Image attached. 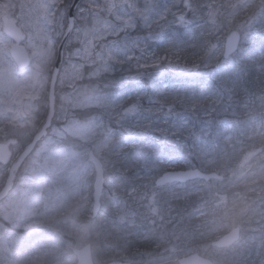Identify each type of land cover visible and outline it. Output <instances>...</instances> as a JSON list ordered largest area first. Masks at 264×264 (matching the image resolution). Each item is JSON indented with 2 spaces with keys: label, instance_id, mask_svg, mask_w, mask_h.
Here are the masks:
<instances>
[{
  "label": "rangeland",
  "instance_id": "374dc122",
  "mask_svg": "<svg viewBox=\"0 0 264 264\" xmlns=\"http://www.w3.org/2000/svg\"><path fill=\"white\" fill-rule=\"evenodd\" d=\"M186 1H189L188 6ZM69 2L0 0V139L13 134L34 133L41 124L37 116L38 101L48 93L56 59L57 44L54 42L59 41L66 29ZM76 14L77 27L68 43L70 48H67L59 78L56 124L25 164H31L38 186L47 185V214L40 223L25 226L23 219H18L16 229H0V264L5 261V252L22 233L40 235L39 244L34 247L35 257L43 258L49 264H59L53 259L54 249L49 242L52 235H74L72 246H82L93 239L95 229L99 232V222L90 219L91 185L95 175L87 153L94 149L103 158L110 156L124 132L97 116L81 118L76 109L106 108L130 133L141 123L157 129H172L168 120L162 121V110L157 105L166 99H178L188 106L208 105L229 113L238 108L250 111L256 107L264 112V0H84ZM179 15L186 17L183 27ZM5 16L15 20L26 33L22 44L32 59L26 69L19 70L11 56L14 40L4 31ZM180 28L185 33H181ZM234 29L242 33L240 51L224 61V38ZM214 34L216 38L212 41L210 37ZM252 44L253 62L247 73L259 86L248 88L244 78L234 79L236 73L231 68ZM166 73L180 77L177 78L178 87L170 89L171 84L165 85L166 81L162 80L164 87L156 100L152 99L154 103L149 109L140 101L141 97H136L140 87L123 88L133 83V75L153 87L155 79L169 78ZM107 74L117 78H102ZM96 77L102 80L93 84ZM122 78H128V81L119 82ZM185 80L192 92L184 96ZM180 88L182 95L178 94ZM68 121H73L71 133L65 132ZM181 121L183 129L168 131L185 132L189 121L185 118ZM249 129L248 134H242L235 143L238 150L241 142L249 141L238 158L240 163L235 165L238 169L235 178L245 177L246 181L243 180L241 185L248 189V199L238 210L244 238L230 250L206 252L222 264H264V208H259L264 207V127L258 123ZM69 135L77 138L79 147L69 148L65 143ZM215 160L211 154L209 161ZM177 164L183 167L185 163L165 161L157 168V173L176 168ZM4 169L0 168V171ZM181 187L178 185L175 190H183ZM249 200L257 202V207L246 210ZM85 218L88 220L83 223ZM107 230L108 239L115 243H108L107 250L98 248V261L114 264L116 254L126 258L127 245L118 242L115 230ZM61 243L64 249L66 241L60 240ZM255 245L258 246L255 253L258 257L252 260L255 255L249 256L245 252ZM167 258L174 259L171 255ZM164 259L152 258L148 264H162Z\"/></svg>",
  "mask_w": 264,
  "mask_h": 264
},
{
  "label": "trees",
  "instance_id": "16d2710c",
  "mask_svg": "<svg viewBox=\"0 0 264 264\" xmlns=\"http://www.w3.org/2000/svg\"><path fill=\"white\" fill-rule=\"evenodd\" d=\"M251 61L248 57L239 59L234 65L235 69L233 68L236 73L234 79L244 78L248 88L259 86V83L254 84L252 77L249 78L251 74L247 73ZM107 76L117 78L114 74ZM98 80L100 79H93L92 83ZM158 83L159 81L155 83V88L143 87L140 101L146 107L154 103L153 96L161 90ZM260 84L262 85L261 81ZM190 93L188 90L184 96ZM165 101L166 103L158 105L162 110L160 116L168 119L169 126L173 128L157 129L153 125L141 123L133 129L129 138L122 140L120 147L108 160L107 174L111 177V184L113 180L115 185L112 187L110 184V189H114L115 193L112 198H105L102 213L96 218L99 221V232L96 233L95 229V236L92 240L89 239L98 253V248L107 250L108 243H115L107 237L109 228L116 231L118 242L127 245L125 255L128 258L137 259V256L142 255L141 259L146 263L149 258L158 257L162 250L168 253L173 248L177 253L175 257H178L190 248L197 249L202 243L208 246L214 237L211 235V228L222 222L226 211L231 207L238 209L237 197L234 202L231 196L243 194L244 190L242 187H232L234 185L230 177L231 173H235L233 154L238 148L235 143L242 134H248L252 126L261 123L264 127L262 108H252L250 111L238 108L236 112L224 113L221 109L210 108L208 105L188 106L178 99ZM44 103L43 100L38 111L40 117L44 115ZM76 113L84 119L99 115L106 124L110 122L116 126V120L110 112L98 106L77 109ZM177 115L186 119L192 118L191 123L185 126V132L168 131L183 129L180 123H174V120H180ZM30 137L31 135L24 139L21 145ZM21 145L18 144L19 147H22ZM211 154H214L216 160L209 164V167L224 171L222 181H201L197 188L193 187V183H189L184 193L177 191L176 195L168 186L159 188L155 185L157 168L164 165L165 160H182L195 167L206 166ZM191 187L193 188L190 189ZM156 207L159 208V214H156L153 220L151 217L142 216L147 209ZM131 214L136 217L132 218ZM168 216L170 223L165 224L164 220ZM160 218L162 220H159ZM87 220L83 219V223ZM130 223H135L134 228L129 227ZM227 223V226L233 224L231 219ZM112 226L121 229L111 228ZM219 229L222 230V226ZM64 236L69 241L68 246L75 242L74 235L73 238L69 234ZM67 248L65 247V251L69 252L71 247L68 251ZM70 253L73 256V252Z\"/></svg>",
  "mask_w": 264,
  "mask_h": 264
},
{
  "label": "water",
  "instance_id": "95a60500",
  "mask_svg": "<svg viewBox=\"0 0 264 264\" xmlns=\"http://www.w3.org/2000/svg\"><path fill=\"white\" fill-rule=\"evenodd\" d=\"M82 0H72L71 7L69 9V21L67 30L65 31L63 38L61 42L59 43V52L57 56V62L54 67V72L52 75V82L50 86V94H49V102H50V108H49V114L44 120V124L39 128V130L34 134L33 140L28 143L27 147L24 149V151L18 156V158L14 161V164L16 165L15 174L17 175L18 170L21 168V165L25 162V159L29 157V155L35 150V147L37 146V143L42 140L48 133L49 128L51 127L52 120L55 117V106H56V83L57 78L60 72V67L64 60V51H65V44L71 37L73 29L75 28V21H76V10L80 6ZM182 18V17H181ZM5 30L7 33L10 34V36L15 39L17 42L11 47V52L17 61L19 67L23 68L29 65L30 59L27 52V49L23 45L20 44V41L25 39V34L23 33L21 27L17 25L16 22L11 21L10 19L5 20ZM226 42L225 47V55L229 56L230 54L235 52V49L238 47L239 41H240V34L237 31H234L228 38ZM13 141L9 142H0V161H7L9 162L11 160V150H10V143H13ZM91 156L93 158L94 163L96 164L97 169V177L94 183V215H96L101 206V198H102V191L104 189V181H105V174L103 169V164L101 161L96 157V155L91 151ZM13 173L10 171L9 175H12ZM222 175L217 172H205L201 170L200 168H186V169H176V170H166L165 173L160 175L156 183L160 186L166 185V183L170 182H181V183H187L188 180H198V179H204L209 181L211 178H221ZM240 227L232 228L231 231L227 232L226 234L222 235L221 238L214 241L213 243L222 247V246H231L235 241H237L240 238ZM74 251L77 254V258L79 260V264H95L93 261V250L91 243H88L82 248H74ZM184 262V264H211L213 260L199 255L198 253H191L188 256H185L181 258Z\"/></svg>",
  "mask_w": 264,
  "mask_h": 264
},
{
  "label": "clouds",
  "instance_id": "9594fccd",
  "mask_svg": "<svg viewBox=\"0 0 264 264\" xmlns=\"http://www.w3.org/2000/svg\"><path fill=\"white\" fill-rule=\"evenodd\" d=\"M61 99L63 101V97ZM72 124L73 121H68L65 124V132L71 133L73 131ZM76 141L77 138L74 135H69L65 143L69 145L70 149H75L79 147ZM46 143L47 141H45ZM73 154L79 155L78 153ZM7 163V161L3 162V164ZM2 167L3 165H0V168ZM15 169L16 165L13 164L10 170L0 171V219L3 221L5 231L9 230V226L13 230L16 229L18 219H23L25 226H28L30 223H40L42 217L47 214V197L45 195L48 191L47 185H37L31 172V164L26 165L24 171L18 175L15 174ZM8 171L13 174L6 175ZM37 192H39L38 195ZM17 245L20 247H17ZM172 252L175 255L176 249L173 248ZM3 264H49V262L34 256V245L30 240V236L25 234L18 236L12 248L5 252ZM67 264H79V260L68 253ZM162 264H184V262L180 258H165ZM211 264H222V262L216 260L212 261Z\"/></svg>",
  "mask_w": 264,
  "mask_h": 264
},
{
  "label": "bare ground",
  "instance_id": "6f19581e",
  "mask_svg": "<svg viewBox=\"0 0 264 264\" xmlns=\"http://www.w3.org/2000/svg\"><path fill=\"white\" fill-rule=\"evenodd\" d=\"M23 235H25V233L20 234V236H23ZM28 235L30 236V240H31L32 244L34 245V247L39 244L40 235H36L35 233H28ZM15 242L16 241H14V243ZM49 242L51 243V245L53 246V249H54V251H53L54 252V258L53 259L59 264H67L68 252L65 251V246L63 249V247H61L62 243L59 244L60 241H57L53 237V235L50 237ZM17 247H20V246L17 245ZM13 250H16V249H13ZM62 252L64 253L63 255H62ZM116 255L113 256L114 264H137L140 262H142V264H146L142 259H139V258L131 259V258H128L127 256H126V258H122V257L116 256ZM98 257H99L98 252L96 251V253L93 254V261L95 262V264H104V262L102 263V261H98Z\"/></svg>",
  "mask_w": 264,
  "mask_h": 264
}]
</instances>
